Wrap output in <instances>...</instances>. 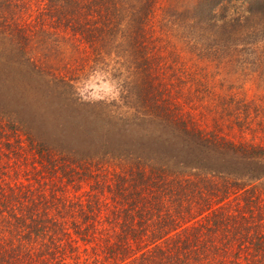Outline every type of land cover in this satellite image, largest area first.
Instances as JSON below:
<instances>
[{
	"label": "trees",
	"instance_id": "obj_1",
	"mask_svg": "<svg viewBox=\"0 0 264 264\" xmlns=\"http://www.w3.org/2000/svg\"><path fill=\"white\" fill-rule=\"evenodd\" d=\"M34 1L0 0V57L92 123L47 142L0 102V264H264V142L231 136L264 140V120L225 100L210 124L184 112L174 60L221 65L240 46L260 59L264 0ZM98 69L119 95L82 102L76 82Z\"/></svg>",
	"mask_w": 264,
	"mask_h": 264
},
{
	"label": "rangeland",
	"instance_id": "obj_2",
	"mask_svg": "<svg viewBox=\"0 0 264 264\" xmlns=\"http://www.w3.org/2000/svg\"><path fill=\"white\" fill-rule=\"evenodd\" d=\"M198 0H160V5L171 4L176 7L193 8ZM47 0L34 1L32 13L44 12ZM247 11L240 4L232 5V11ZM161 9L156 16H160ZM47 14V13H46ZM239 52L229 54L225 52L221 65L215 62L202 60L195 62L189 60L192 54L180 48L175 49L174 60L178 61L176 68L186 85H179L184 94L194 97L193 102L187 103L181 95L179 99L186 111L203 113L209 119L210 108L215 111L225 109L219 106L221 100L231 103L230 109L241 111V122L254 118V122L264 120V54L251 55L240 46ZM4 49L0 45V55ZM167 58L164 62L169 65L177 64L173 58H169L170 52H163ZM197 57V56H195ZM116 77L109 73L97 70L88 71L76 82V95L82 102H94L101 99H113L118 97L119 89L116 86ZM48 87V78H41L31 73L27 66L19 62H11L6 57H0V102L8 108V114L13 112L19 121L29 129L36 139L63 140L69 143L72 138L70 130L77 123H85L86 126L92 120L83 114L73 115L72 110H67L65 104L54 95ZM176 95V93H175ZM13 111V112H12ZM240 127L235 125L231 136L235 140L261 142L263 134L253 137L252 133L240 132ZM245 134V135H244Z\"/></svg>",
	"mask_w": 264,
	"mask_h": 264
}]
</instances>
